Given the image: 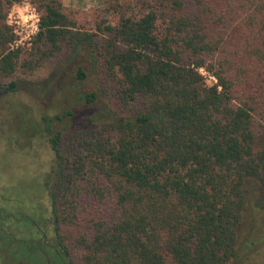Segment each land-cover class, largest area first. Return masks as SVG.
I'll use <instances>...</instances> for the list:
<instances>
[{
    "label": "trees",
    "instance_id": "obj_1",
    "mask_svg": "<svg viewBox=\"0 0 264 264\" xmlns=\"http://www.w3.org/2000/svg\"><path fill=\"white\" fill-rule=\"evenodd\" d=\"M21 1L0 0V52ZM98 2L107 18L86 30L37 0L54 88L66 71L100 83L52 119L72 126L46 125L48 207L15 217L30 238L0 227V243L18 264H264V0Z\"/></svg>",
    "mask_w": 264,
    "mask_h": 264
},
{
    "label": "rangeland",
    "instance_id": "obj_2",
    "mask_svg": "<svg viewBox=\"0 0 264 264\" xmlns=\"http://www.w3.org/2000/svg\"><path fill=\"white\" fill-rule=\"evenodd\" d=\"M60 1L68 17L86 30L93 28L97 18H107L105 14L96 13L108 8L107 4H101L98 0ZM38 8L37 0H22L21 3L12 5L6 10L2 21L10 29L13 41L7 45V50L0 52L2 53L0 58L9 50L18 49L19 53L13 63L14 70L10 74H4L0 70V86H7L13 82L18 88V93L2 98L0 101V111L5 113L0 120V209H5L12 214V217L0 214V219L8 220L11 233L17 238L22 236L30 238L34 230L26 222L18 221L15 213L34 214L35 211H39L40 205L48 207L43 182L53 165L54 153L48 142L49 136L45 134L46 125L51 121V130L57 128L63 130L72 126L70 118L60 122H52V119L57 114L61 115L63 111L73 110L76 113L78 109L81 110L82 103L76 100L78 92L97 91L100 83L99 79L92 78L80 83L74 80L72 74L70 78H67L66 71L63 82L60 77V85L54 88L56 77L51 78V75L55 60L54 58L39 59L40 55L36 53L39 44L33 43L37 34L30 42L18 45V48L13 46L18 36L10 27L11 21L17 17V20L24 22L28 20L33 10L40 17ZM203 74L207 76L205 72ZM68 81L75 85L72 93L67 91ZM210 81L211 78L207 77V83ZM27 109L31 113L30 116L26 114ZM29 135L35 136L33 146L30 148L24 144L26 143L24 139ZM13 137L23 139H20L19 145H14L15 149L19 150L10 147ZM0 258L6 264H15L19 261L14 247L3 242L0 243ZM26 260L28 264H31L30 258Z\"/></svg>",
    "mask_w": 264,
    "mask_h": 264
},
{
    "label": "built area",
    "instance_id": "obj_3",
    "mask_svg": "<svg viewBox=\"0 0 264 264\" xmlns=\"http://www.w3.org/2000/svg\"><path fill=\"white\" fill-rule=\"evenodd\" d=\"M10 27L14 29L13 32L18 36L13 43V46L18 48V45L30 42L32 37L39 32V16L33 10L28 20L21 22L15 17L14 20L11 21Z\"/></svg>",
    "mask_w": 264,
    "mask_h": 264
},
{
    "label": "flooded vegetation",
    "instance_id": "obj_4",
    "mask_svg": "<svg viewBox=\"0 0 264 264\" xmlns=\"http://www.w3.org/2000/svg\"><path fill=\"white\" fill-rule=\"evenodd\" d=\"M16 93H18V88L15 85H13L12 82L7 86H3V87L0 86V101L2 98H6V97L11 96V95L16 94ZM28 109L26 110V114H27V116H30L31 113L29 112ZM6 113H8V112H6ZM4 115H5V113L3 114V111H0V120L3 119ZM34 138H35L34 135H33V137H32V135H29L28 137L26 136V138L24 139V140H26V143H24L26 145V147L30 148L33 146ZM20 139L23 140L22 138L13 137L11 140L10 147L14 150H19V149H15L14 145L15 144L19 145ZM48 142H49V139H48ZM43 184H44V182H43ZM0 214L10 215L9 217H12L11 216L12 214L8 213L5 209H0ZM21 214H30V212H17V213H15V215H21ZM7 221H4V220L1 221V219H0V227H1V229L4 228V229H8L9 231H12L11 227L9 226V223Z\"/></svg>",
    "mask_w": 264,
    "mask_h": 264
}]
</instances>
